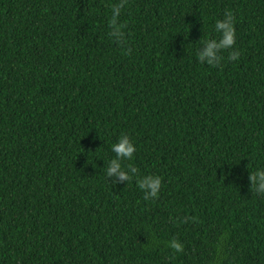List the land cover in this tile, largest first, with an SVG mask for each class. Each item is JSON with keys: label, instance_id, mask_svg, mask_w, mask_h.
Returning <instances> with one entry per match:
<instances>
[{"label": "trees", "instance_id": "trees-1", "mask_svg": "<svg viewBox=\"0 0 264 264\" xmlns=\"http://www.w3.org/2000/svg\"><path fill=\"white\" fill-rule=\"evenodd\" d=\"M115 2L0 0V264H264V0H129L123 46ZM226 10L239 59L198 63ZM122 134L156 199L106 177Z\"/></svg>", "mask_w": 264, "mask_h": 264}, {"label": "clouds", "instance_id": "clouds-1", "mask_svg": "<svg viewBox=\"0 0 264 264\" xmlns=\"http://www.w3.org/2000/svg\"><path fill=\"white\" fill-rule=\"evenodd\" d=\"M128 6L129 0H117L108 6L110 15L107 16V35L113 43L120 46L127 42L126 25L121 22V14ZM213 31L215 36L206 37L201 41V46L196 53L197 62L217 67L224 59L230 62L237 61L241 53L235 48L236 31L234 15L231 10H226L222 19H216ZM223 51H228L226 58L221 55ZM110 147L115 154L114 158L107 162L105 170V175L108 180L110 179V183L116 186L124 182L130 184L135 180L136 188L142 192L145 201L156 199L162 188V178L151 173H140L135 166L124 163L132 161L136 151L130 137L127 134H122ZM247 178L250 185L249 190L258 196H264V167H257L249 171ZM166 247L174 253H181L184 245L174 237L167 241Z\"/></svg>", "mask_w": 264, "mask_h": 264}]
</instances>
